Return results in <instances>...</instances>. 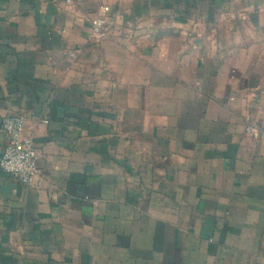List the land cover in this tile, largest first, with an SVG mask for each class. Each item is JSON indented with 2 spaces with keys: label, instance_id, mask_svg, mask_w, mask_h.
<instances>
[{
  "label": "crops",
  "instance_id": "crops-1",
  "mask_svg": "<svg viewBox=\"0 0 264 264\" xmlns=\"http://www.w3.org/2000/svg\"><path fill=\"white\" fill-rule=\"evenodd\" d=\"M8 114L0 264H264V0H0Z\"/></svg>",
  "mask_w": 264,
  "mask_h": 264
},
{
  "label": "built area",
  "instance_id": "built-area-1",
  "mask_svg": "<svg viewBox=\"0 0 264 264\" xmlns=\"http://www.w3.org/2000/svg\"><path fill=\"white\" fill-rule=\"evenodd\" d=\"M110 11L109 5H101L97 15L89 19L91 34L96 41H102L109 36ZM25 123V118L20 115L4 116L0 127V133L5 139L0 156V170L25 186L34 187L40 183L38 152L33 138L24 132ZM246 131L254 138L260 135L255 124H249Z\"/></svg>",
  "mask_w": 264,
  "mask_h": 264
}]
</instances>
